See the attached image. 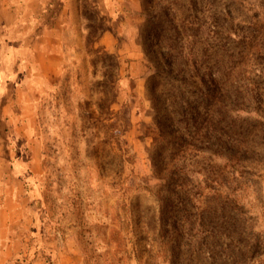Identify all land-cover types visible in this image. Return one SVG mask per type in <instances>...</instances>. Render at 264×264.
Segmentation results:
<instances>
[{"label":"rangeland","instance_id":"1","mask_svg":"<svg viewBox=\"0 0 264 264\" xmlns=\"http://www.w3.org/2000/svg\"><path fill=\"white\" fill-rule=\"evenodd\" d=\"M243 1L73 0L49 87L8 86L0 53V264H264V0Z\"/></svg>","mask_w":264,"mask_h":264},{"label":"crops","instance_id":"2","mask_svg":"<svg viewBox=\"0 0 264 264\" xmlns=\"http://www.w3.org/2000/svg\"><path fill=\"white\" fill-rule=\"evenodd\" d=\"M127 1L101 0L100 4L113 15ZM129 2L137 5V0ZM72 3L73 0H0V19L5 22V17H11L8 43L3 49L14 57L4 74L8 86L22 88L31 81L35 86H51L49 80L63 68V38L72 21Z\"/></svg>","mask_w":264,"mask_h":264},{"label":"trees","instance_id":"3","mask_svg":"<svg viewBox=\"0 0 264 264\" xmlns=\"http://www.w3.org/2000/svg\"><path fill=\"white\" fill-rule=\"evenodd\" d=\"M243 0H239V3H244V1L242 2ZM237 2V1H236ZM200 3V0H190V3H189V5H190V11H195L196 10V8H197V6H198V4ZM168 5H169V7H167L166 8V10L168 11V12H171L172 10H174V9H177V1H169L168 2ZM143 9H144V7H143ZM189 10V9H188ZM116 14V15H115ZM119 15V13H118V11H116V12H113V17H117ZM176 16H177V14H174V13H172V17L170 18V24H171V26H172V28H173V30L177 33V34H180V32L178 31L179 30V27L178 26H176V25H174V22L177 20H175V18H176ZM260 15L258 14V15H254V19L256 20V19H258V17H259ZM152 21H157V19L159 18L158 17V15H150V17H149ZM227 18L228 17H226V20H227ZM230 18V17H229ZM186 21V22H185ZM246 23V21H243V25H239V27L242 29V28H246L245 26L246 25H244ZM251 25H254V26H256V24H254V23H252L251 22ZM181 26L182 27H185V26H187V27H189V28H192L193 30H200L201 29V26H202V23H200V21L198 20V18H197V16H196V14L193 16V19H191V20H189V18H186L183 22H182V24H181ZM263 27H261L262 29L264 28V24L262 25ZM5 29H7V28H5ZM4 28H3V26H1L0 25V53L3 51V49H4V45L6 44V43H8V38H7V36H8V32H9V30L7 29V30H5ZM111 32H106L105 33V35L104 36H102V37H107V36H109V34H110ZM214 33V32H213ZM239 33V32H238ZM236 34L237 36V44L239 45V46H241L242 47V53L239 55V58H238V61L236 62V64H238V65H247L248 63H249V61H251V54H250V51H251V48H252V42H251V40L248 38L249 36L248 35H246V32H244V30L243 31H241L240 33L241 34ZM107 34V35H106ZM112 34V33H111ZM110 37V36H109ZM226 63V62H225ZM228 63V62H227ZM218 65H221V62H214V65L212 66V67H218ZM210 69V68H209ZM212 69V68H211ZM210 69V70H211ZM210 74H212V70H211V72H210ZM52 85V84H51ZM219 112V115L221 114L220 113V111H218ZM184 113H185V115H187L189 112L187 111V110H185L184 111ZM198 113V112H197ZM215 127H219L220 129H221V121H216L215 122ZM213 125V126H214ZM214 127V128H215ZM155 141H156V139L155 138H153ZM262 149H264V144H263V147H262ZM215 155L217 156V155H219L218 153H216L215 152ZM23 165H27V163L25 162V164H23ZM194 225H196V223H194ZM198 225H201V224H198ZM203 233L204 234H206L208 237H214V235L216 234V233H219L218 231H214V230H212V229H209V228H206L204 231H203ZM233 248H235V246H234V244H232L231 245ZM222 264H234L233 262H222Z\"/></svg>","mask_w":264,"mask_h":264}]
</instances>
